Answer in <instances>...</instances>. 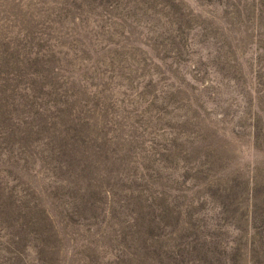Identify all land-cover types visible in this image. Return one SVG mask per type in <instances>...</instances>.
<instances>
[{"label":"rangeland","instance_id":"1","mask_svg":"<svg viewBox=\"0 0 264 264\" xmlns=\"http://www.w3.org/2000/svg\"><path fill=\"white\" fill-rule=\"evenodd\" d=\"M0 264H264V0H0Z\"/></svg>","mask_w":264,"mask_h":264}]
</instances>
